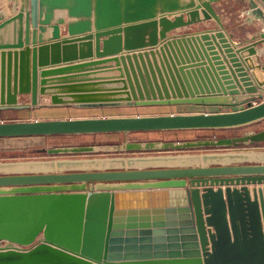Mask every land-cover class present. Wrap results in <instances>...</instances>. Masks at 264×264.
Instances as JSON below:
<instances>
[{
  "label": "water",
  "instance_id": "obj_1",
  "mask_svg": "<svg viewBox=\"0 0 264 264\" xmlns=\"http://www.w3.org/2000/svg\"><path fill=\"white\" fill-rule=\"evenodd\" d=\"M178 1L13 0L11 17L0 10V29L12 24L17 34L0 43V110L39 106L42 95L51 105L77 107L259 102L220 112L0 120V137L233 128L264 119V77L257 75L264 62L255 55L264 31L235 45L211 4L221 0ZM247 1L264 22L258 5L264 0ZM55 10L66 17L52 22ZM210 19L217 27L167 35ZM62 23L67 36L60 35ZM47 26L52 41L44 42ZM79 59L88 61L40 69ZM248 142H264V129L113 149ZM93 150L45 149L51 155ZM0 264H264V150L0 161Z\"/></svg>",
  "mask_w": 264,
  "mask_h": 264
},
{
  "label": "crops",
  "instance_id": "obj_2",
  "mask_svg": "<svg viewBox=\"0 0 264 264\" xmlns=\"http://www.w3.org/2000/svg\"><path fill=\"white\" fill-rule=\"evenodd\" d=\"M195 3L198 5L204 0H179L178 3L182 6H186L188 3ZM215 11L221 17L222 23L225 30L232 36V41L235 45H245L256 41L259 39V34L264 31V22L256 18L248 6L247 0H221L211 2ZM258 5L264 12V5L258 1ZM13 7V0H0V10L3 11L6 18L11 17L14 13L11 12ZM159 8V6H158ZM193 8V7H192ZM191 9V8H190ZM201 9V8H200ZM59 16L66 17V11L55 10L53 14L52 22L55 21ZM186 19V15H184ZM168 17H172L170 14ZM74 18H66V21L72 20ZM60 35L67 36V25L66 23L59 24ZM217 27V24L213 19L195 22L182 27H177L170 30L167 35H178L195 33L201 30L210 29ZM32 27L30 26V31ZM93 31V30H92ZM44 42L52 41L49 40L51 36V28L47 26V29L42 34ZM36 39H38V32ZM17 40V34L13 33L12 24L0 29V43L2 42H14ZM31 35L29 37V45H32ZM38 43H36L37 45ZM191 49V47L189 46ZM18 49V48H17ZM176 50V48L174 47ZM188 50V48L183 47L180 50ZM11 50H15L12 48ZM257 58L261 62H264V42L257 44L255 46ZM254 58V56H251ZM87 59H96L94 56ZM83 60H74L66 63H55L42 66L40 69H52L60 67L61 65H69L68 63L75 64ZM46 67V68H45ZM246 68V66H245ZM248 74L251 76L252 81L257 85L253 75L252 70L247 69ZM259 78L264 77L263 72H257ZM52 77V76H50ZM264 89L261 86L260 89ZM261 91V90H259ZM262 92V91H261ZM255 94H238L239 97H246ZM231 95H223L222 97H229ZM264 98V97H263ZM49 95H42L39 97L40 105L36 107H31L27 109H5L0 110V120L2 121H12V120H33V119H62V118H83V117H111V116H131V115H156V114H169V113H195V112H220V111H232L237 109H242L253 102L257 103L260 99H255L246 104L237 106H221V105H195V104H171V105H145V106H106V107H77L74 105H51L49 100ZM18 100L21 102L29 101V95L23 94L18 95ZM173 108V109H161V108ZM174 106V107H173ZM195 108V109H192ZM140 110V111H139ZM166 110V111H164ZM146 112V113H144ZM227 129V128H226ZM186 130V129H184ZM169 131V130H164ZM142 132H158V131H140Z\"/></svg>",
  "mask_w": 264,
  "mask_h": 264
},
{
  "label": "rangeland",
  "instance_id": "obj_3",
  "mask_svg": "<svg viewBox=\"0 0 264 264\" xmlns=\"http://www.w3.org/2000/svg\"><path fill=\"white\" fill-rule=\"evenodd\" d=\"M171 105V104H168ZM174 107V106H173ZM161 109H173L161 108ZM195 109V108H192ZM164 110V111H166ZM140 111V110H139ZM146 113V112H144ZM264 129V119L252 124L217 129H186L169 130L158 132H115V133H95V134H70V135H47V136H23V137H0V161L25 160V159H48L60 157H84V156H106V155H139L157 153H191L215 150H264V142L260 143H239L225 149H216L215 146H203L187 148L180 151H166L168 149H143L121 151L113 149L114 145L125 142H162V141H187L216 139L220 137H234L250 132ZM91 146L93 151L84 152H60L51 155L45 151L54 147H82ZM44 149V150H41ZM87 154V155H84ZM92 154V155H90Z\"/></svg>",
  "mask_w": 264,
  "mask_h": 264
},
{
  "label": "built area",
  "instance_id": "obj_4",
  "mask_svg": "<svg viewBox=\"0 0 264 264\" xmlns=\"http://www.w3.org/2000/svg\"><path fill=\"white\" fill-rule=\"evenodd\" d=\"M255 102H253V104H254Z\"/></svg>",
  "mask_w": 264,
  "mask_h": 264
}]
</instances>
